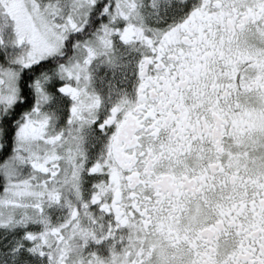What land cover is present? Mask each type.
<instances>
[{
  "label": "flooded vegetation",
  "instance_id": "flooded-vegetation-1",
  "mask_svg": "<svg viewBox=\"0 0 264 264\" xmlns=\"http://www.w3.org/2000/svg\"><path fill=\"white\" fill-rule=\"evenodd\" d=\"M34 1L0 0L1 68L4 18L21 15L48 43L32 13L50 1ZM137 1L120 2L102 61L88 45L74 70L114 0L89 5L58 53L25 67L41 64L8 134L23 69L0 115V195L42 190L28 264H264V0ZM67 43L71 54L48 66ZM32 111L18 164L16 132Z\"/></svg>",
  "mask_w": 264,
  "mask_h": 264
},
{
  "label": "rangeland",
  "instance_id": "rangeland-1",
  "mask_svg": "<svg viewBox=\"0 0 264 264\" xmlns=\"http://www.w3.org/2000/svg\"><path fill=\"white\" fill-rule=\"evenodd\" d=\"M47 7L37 9L34 11L33 18L36 20V28L42 32L47 38L48 43L41 45L37 41V33L31 30L28 25L23 22L21 15L15 17L17 24L11 25V22L4 18V25L8 30V42L5 45V55H2L6 66L0 70V115L6 112L15 102L18 96V73L21 69L29 66L33 61L37 60V56L43 54V51L48 52V55L58 53L63 47L62 39L71 30V25L74 24L79 27L83 19H86V13L98 0H49ZM122 0H114L112 8L105 16L106 23L99 27L94 34L92 40L83 46H78L73 60H71V69H83L82 64L85 58L89 56L88 45L95 48L97 59L101 60L103 47L111 42L113 37V30L115 26L123 20V14L119 10V5ZM134 6H137V0H130ZM41 3L40 0H35L34 4L37 7ZM34 6V5H33ZM14 28L10 30L9 28ZM12 31V32H11ZM59 34L58 43H55V36ZM64 34V35H62ZM23 39V43L18 40ZM113 43V41H112ZM103 59V58H102ZM102 61V60H101ZM7 66H10L7 68ZM104 68L102 63L100 69ZM60 71L62 69H59ZM99 71V69H98ZM41 100L38 96L36 102V112L40 109ZM35 111L28 112L22 119V124L18 127L16 132L17 144V163H23L22 157L24 152L20 149H25V137L29 135L28 122L32 117H35ZM42 117V115H38ZM24 166V164H22ZM19 177V176H18ZM22 185H25L24 179L21 180ZM17 182L18 186L20 185ZM25 187V186H24ZM17 187L11 190H5L0 195V263L2 264H28L29 258L27 255V239L31 234V227L39 226L41 221V214L38 208L41 205V188H24ZM14 192V193H11ZM33 193V194H31ZM31 194V195H30ZM32 211L34 213H32ZM34 215L35 220H30V216ZM35 235V234H33Z\"/></svg>",
  "mask_w": 264,
  "mask_h": 264
},
{
  "label": "trees",
  "instance_id": "trees-1",
  "mask_svg": "<svg viewBox=\"0 0 264 264\" xmlns=\"http://www.w3.org/2000/svg\"><path fill=\"white\" fill-rule=\"evenodd\" d=\"M98 10V9H97ZM99 11V10H98ZM98 11L95 12L96 16H98ZM100 20L97 19L96 20V23L99 24ZM75 37V36H74ZM77 37V36H76ZM72 52V46L70 43H67L66 46L64 47V49L62 50L61 54H63L61 57H54V58H50L48 61H46L45 63L48 64V66H51L53 64H55V62L57 61H60V60H64L66 59ZM41 67V64L39 65H35L29 69H23L22 72H21V77H20V81H19V86H20V89H21V92H20V95H22V97L24 98V104L22 106L18 105L15 109L14 112H16V116L12 117L13 113H9L5 116L4 118V122L2 123V127H3V130L5 132H7V134L10 132V129H11V121L9 120H12V119H15V118H18L20 116V114L24 111V109L26 108V102L28 100V98H30V93L31 91L28 89V83L30 82V80L32 78H30L29 76L26 75V73L30 72V71H38ZM34 77V75L32 76ZM11 114V116H10ZM2 264V263H0Z\"/></svg>",
  "mask_w": 264,
  "mask_h": 264
}]
</instances>
